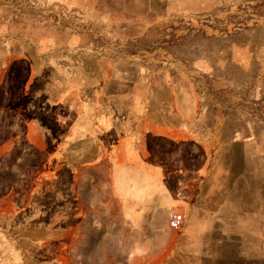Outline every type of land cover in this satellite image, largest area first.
Instances as JSON below:
<instances>
[{
	"label": "rangeland",
	"instance_id": "1",
	"mask_svg": "<svg viewBox=\"0 0 264 264\" xmlns=\"http://www.w3.org/2000/svg\"><path fill=\"white\" fill-rule=\"evenodd\" d=\"M109 73L118 80H109ZM130 79L142 83L133 95L136 102L174 105L181 116H189L198 136L215 138L213 153L233 138L248 141L253 136L264 150V0H0V223L10 231L9 217L18 212L13 223L20 222L14 228L24 248L35 246L23 237L43 234L28 228L24 219L53 214L64 221L56 225L65 228L61 235L70 230V251H55L61 264H124V251H107L111 191H91L111 185V161L98 170L79 166L72 178L65 160L57 157L63 146L29 142L25 121L36 119L41 131L57 135L51 116L39 111L48 98L44 88H68L60 113L69 123L95 90L116 88V81L129 84ZM146 81L152 84L148 102L142 95ZM82 148L75 155L63 152L62 158L67 155L65 162L77 166L80 155L94 154V144ZM261 169V238L258 245L245 240L244 264H264ZM59 170L61 177L55 180L53 172ZM70 183L82 186L85 201L108 206H69L75 196L66 191ZM55 185L64 192L55 196ZM33 203L48 205V214L35 217L39 207ZM77 211L98 219L95 236H89L92 225H82L90 237L84 245L74 242ZM143 252L148 264H191L193 259L191 251ZM217 258L227 264L232 257L223 251Z\"/></svg>",
	"mask_w": 264,
	"mask_h": 264
},
{
	"label": "crops",
	"instance_id": "2",
	"mask_svg": "<svg viewBox=\"0 0 264 264\" xmlns=\"http://www.w3.org/2000/svg\"><path fill=\"white\" fill-rule=\"evenodd\" d=\"M110 76L111 73L109 80H118ZM146 82L148 87L142 95L148 102L152 84ZM115 84L118 87H105L103 92L100 88L95 90V99H88L77 107V114L71 116L69 123L60 113L68 88L56 91L44 88L48 98L39 106V111L51 116L58 128L57 135L41 131L36 119L32 122L27 118L26 138L34 144L63 146L57 156L63 161H67L64 159L67 155L62 158L63 152L75 155L77 151L83 152L82 145L94 144V154L80 155L78 158L83 160L77 166L64 161L63 166L69 168L72 178L79 166L98 170L96 168L104 161H111L108 169L111 185L96 186L91 191L104 188L111 191V249L107 251H124V264H148V254L143 251H191V264H226L217 257L229 251L232 258L227 264H244L245 240L256 241L258 245L261 238L259 211L264 150L261 151L259 138L253 136L248 141L233 138L213 153L215 138L198 136L190 125L189 116H181L174 105L145 104L142 99L136 102L133 95H137L142 83L131 79L129 84L128 81ZM54 96L58 98L53 99ZM53 175L58 180L61 171ZM79 188L82 186L74 183L66 186L67 192H75L69 206L74 207V203L77 208L108 206L94 200L85 201L80 197ZM54 192L56 196L64 189L55 185ZM33 205L39 207L35 217L48 214V205ZM174 213L183 216V225L178 231L169 227ZM52 215L41 220L24 219L28 228L43 232L23 237L34 249L20 244L21 235L14 228L20 222L13 223L18 212L9 217L12 219L10 231L2 226V221L0 264H61L55 251H59V255L61 251H70L67 241L70 230L65 237L61 235L65 228L56 225L64 221ZM73 218L79 225L74 232V242L84 245V240L95 236L98 219L78 211ZM84 224L92 225L89 236L82 231ZM92 251H96V247ZM259 255L260 251H256V256ZM157 264L160 263L157 261Z\"/></svg>",
	"mask_w": 264,
	"mask_h": 264
},
{
	"label": "built area",
	"instance_id": "3",
	"mask_svg": "<svg viewBox=\"0 0 264 264\" xmlns=\"http://www.w3.org/2000/svg\"><path fill=\"white\" fill-rule=\"evenodd\" d=\"M183 225V216L180 213H174L171 215L170 219H169V227L172 230H180L182 228Z\"/></svg>",
	"mask_w": 264,
	"mask_h": 264
}]
</instances>
